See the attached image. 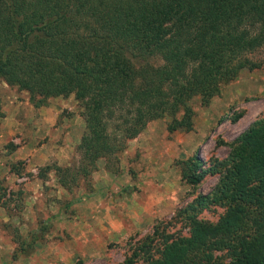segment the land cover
Returning <instances> with one entry per match:
<instances>
[{
	"label": "trees",
	"instance_id": "obj_1",
	"mask_svg": "<svg viewBox=\"0 0 264 264\" xmlns=\"http://www.w3.org/2000/svg\"><path fill=\"white\" fill-rule=\"evenodd\" d=\"M263 47L264 0H0V83L37 110L82 103L85 176L154 121L168 119L169 134L193 131L191 102L208 107L234 65ZM176 166L185 184L220 182L190 208V237L148 264H264V118L211 168L197 156ZM211 205L225 215L199 221Z\"/></svg>",
	"mask_w": 264,
	"mask_h": 264
},
{
	"label": "rangeland",
	"instance_id": "obj_2",
	"mask_svg": "<svg viewBox=\"0 0 264 264\" xmlns=\"http://www.w3.org/2000/svg\"><path fill=\"white\" fill-rule=\"evenodd\" d=\"M248 58L234 65L208 107L191 102L193 131L169 134L168 119L154 121L86 176L82 103L70 96L37 110L27 93L1 81L0 264H148L190 237V208L221 175L191 186L176 162L197 156L211 168L264 118V47ZM226 211L199 208L197 219L216 224Z\"/></svg>",
	"mask_w": 264,
	"mask_h": 264
},
{
	"label": "crops",
	"instance_id": "obj_3",
	"mask_svg": "<svg viewBox=\"0 0 264 264\" xmlns=\"http://www.w3.org/2000/svg\"><path fill=\"white\" fill-rule=\"evenodd\" d=\"M93 212H94V214H96V212H97V210H93V208L91 209V213H92V215H89V221H91V219H94V214H93ZM96 216V215H95ZM89 223V222H88Z\"/></svg>",
	"mask_w": 264,
	"mask_h": 264
}]
</instances>
